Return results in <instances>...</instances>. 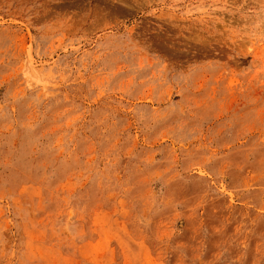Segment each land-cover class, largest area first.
<instances>
[{"label": "rangeland", "instance_id": "374dc122", "mask_svg": "<svg viewBox=\"0 0 264 264\" xmlns=\"http://www.w3.org/2000/svg\"><path fill=\"white\" fill-rule=\"evenodd\" d=\"M0 264H264V0H0Z\"/></svg>", "mask_w": 264, "mask_h": 264}]
</instances>
